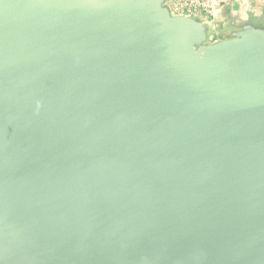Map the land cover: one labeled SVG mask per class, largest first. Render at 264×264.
<instances>
[{"label":"water","instance_id":"1","mask_svg":"<svg viewBox=\"0 0 264 264\" xmlns=\"http://www.w3.org/2000/svg\"><path fill=\"white\" fill-rule=\"evenodd\" d=\"M171 0H0V264H264V23Z\"/></svg>","mask_w":264,"mask_h":264},{"label":"rangeland","instance_id":"2","mask_svg":"<svg viewBox=\"0 0 264 264\" xmlns=\"http://www.w3.org/2000/svg\"><path fill=\"white\" fill-rule=\"evenodd\" d=\"M169 4L175 15L199 16L211 24V42L222 40L225 32L249 14L264 23V0H171Z\"/></svg>","mask_w":264,"mask_h":264}]
</instances>
